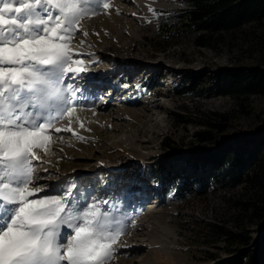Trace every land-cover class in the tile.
Instances as JSON below:
<instances>
[{
  "label": "rangeland",
  "instance_id": "obj_1",
  "mask_svg": "<svg viewBox=\"0 0 264 264\" xmlns=\"http://www.w3.org/2000/svg\"><path fill=\"white\" fill-rule=\"evenodd\" d=\"M170 1V7L156 11L154 23L145 29L143 46L150 56L138 65L135 75L120 80L118 78L125 71L120 68L115 75L106 73L101 81L99 75H95L90 82V73L104 70L101 67L107 61L97 63L92 55L78 56L87 62L88 68L91 63L96 64L74 81L65 79V84L71 82L77 86L79 103L74 101L77 107L74 122L69 124V119L64 118L55 127H71L84 139H78L72 132L53 130L54 138L62 137V141L51 144L52 150L43 161L34 162L38 176L45 177L37 182L52 194H56L54 190H58L62 181L71 178L77 185L74 192L83 189L88 202L92 197L119 202L116 215L123 218L126 230L119 238L110 264H211L208 253L225 256L231 247L227 237L229 231H243L256 237L261 229L258 219L251 218V210L243 205L244 201L262 197V187L255 181L233 186L228 181L216 184L209 179L210 185L196 186L190 178L179 187L173 177L185 167L188 171H197V179H208L202 169L207 163L196 167L183 154L189 156V151L210 150L214 144L201 142L197 133L212 129L210 122L219 120L218 113L230 116L229 133L255 128L264 119V95L252 94L240 100L217 92L218 80L204 79L219 68L263 63L264 19L222 32L215 46L200 47L194 41L199 31L193 24L174 37H164L162 24L179 28L180 17L190 23L189 13L195 5L194 0ZM121 2L111 0V7ZM103 12L82 22L88 35L77 33L73 43L78 53L90 51L93 48L90 44H98L97 41L99 44L108 41L104 35L112 26L93 25L103 21ZM156 57L173 61V66L157 65L149 71L148 65ZM189 72L203 77L207 93H176V89L188 80ZM106 80L101 89L99 86ZM135 80V88L122 93L129 86L127 84L132 85ZM149 80L158 83L149 88ZM116 88H119L117 92ZM156 100L166 105L163 108L152 106L151 110H156L155 119L149 121L143 114L148 112L147 104ZM174 112L182 113L188 122L179 121ZM213 132L219 131L213 129ZM164 142L170 145L164 146ZM97 162L114 168L104 175L86 173L64 178L68 172L89 170ZM161 163L166 165L164 170ZM261 165L264 168V161L254 170L264 177ZM103 207L108 210L110 205ZM69 231L66 227L62 229L64 233ZM135 244L143 247L129 256L132 250L124 248Z\"/></svg>",
  "mask_w": 264,
  "mask_h": 264
},
{
  "label": "snow or ice",
  "instance_id": "obj_2",
  "mask_svg": "<svg viewBox=\"0 0 264 264\" xmlns=\"http://www.w3.org/2000/svg\"><path fill=\"white\" fill-rule=\"evenodd\" d=\"M110 8L111 0H0V264H110L116 254L126 230L119 202H88L71 178L52 194L34 164L62 141L53 130L84 139L55 125L73 123L79 103L65 79L89 70L73 41L88 35L86 18Z\"/></svg>",
  "mask_w": 264,
  "mask_h": 264
},
{
  "label": "trees",
  "instance_id": "obj_3",
  "mask_svg": "<svg viewBox=\"0 0 264 264\" xmlns=\"http://www.w3.org/2000/svg\"><path fill=\"white\" fill-rule=\"evenodd\" d=\"M193 2L195 5L189 13L190 23H185L180 17L179 28L175 29L167 23L162 24L165 38L174 37L180 31H186L189 24H193L199 31L194 36L195 43L200 47H211L220 40L222 32H230L251 21L264 19V0H194ZM188 76V80L176 89L177 94H205L208 90H204L203 80L210 78L219 82V88L216 91L227 96L242 100L252 94L264 95V62L250 66L233 65L219 68L216 73L204 79L194 73ZM156 83L158 81L149 80L148 87L152 88ZM174 114L180 119L179 121L188 122L182 113L174 112ZM218 116V121L210 122L212 129L197 133L201 142L211 141L214 144L210 150L189 151V156L183 154L187 161L196 167L207 163L208 166L202 169L207 173L205 174L208 179H197V171L192 172L181 167V171L176 173L173 180L178 182L179 187L188 183L187 179L190 178L194 180L193 185L196 186L203 183L204 186H208L210 179L216 184L228 181L233 186L253 180L255 184L262 187V197L255 201L243 202L244 207L251 210L250 217L257 218L261 224L258 236L251 237L243 231H229L227 237L232 244L225 256L216 253H208V255L211 264H264V177L254 170L264 161V119L255 128L229 133L230 116L222 113H218ZM213 129L219 132L214 133ZM162 144L170 145L168 142ZM161 167L164 170L166 165L161 163ZM164 172L167 174L169 171Z\"/></svg>",
  "mask_w": 264,
  "mask_h": 264
},
{
  "label": "bare ground",
  "instance_id": "obj_4",
  "mask_svg": "<svg viewBox=\"0 0 264 264\" xmlns=\"http://www.w3.org/2000/svg\"><path fill=\"white\" fill-rule=\"evenodd\" d=\"M116 1H122L121 2L122 4H119L116 7L115 6L111 7L108 10H105L103 12V14H105L103 21L98 22L97 24H93L96 26H104V25L112 26L110 32H107L104 35L105 39H107L108 41L100 44L99 41H97L98 44H90V46H93V48H91L90 51L79 52L80 55H84V54L88 56L92 55L95 61H97V63H101V61H107L106 65L101 67L104 68V70L93 71L90 73V77L88 80L90 82L93 81L92 79L95 78V75H99L98 80L101 81L100 79L101 77H103V75H105L106 73H114L115 75V72L118 71L120 68H123V70H125L124 71L125 75H122L124 73L122 71L121 76L118 78L120 80H122L124 77L127 78V75H129V77L135 75L138 71L137 68L138 65L145 63V59L150 56V53H148L147 49L143 46V39L145 38L146 35L145 32L146 27L148 28L151 22L154 23L152 20H154L156 16L155 14L156 11L161 10V8L170 7L171 5L170 0H116ZM114 35L116 36L115 38L112 37ZM95 64L96 63H91V66H89V68L90 69L93 68ZM157 65L159 66L165 65L167 67H171L173 66V61L171 60L163 61L162 58L157 59L156 57V59H154L149 63L148 65L149 71L154 69V67H156ZM82 76H84V74H82ZM82 76L80 75L78 77H82ZM106 82L107 80L102 82V84L99 87L103 89L105 87ZM127 85L129 86L126 87L122 93H127L128 91H131L132 88H135L134 83H132V85H130V83ZM117 90H119V88H116L115 92H117ZM165 105L164 102L159 100L151 101L150 103L147 104L148 112L144 113L143 117L148 119L149 121L155 119L154 116L156 110H154L153 112L151 110V107L157 106L163 108L165 107ZM113 168L114 167L111 166L107 167L106 163L97 162L91 165L89 170H84L82 172H78V170L68 172L64 176V178L66 179L67 177L68 178L74 177L76 175L84 176L86 175V173L92 175H96V174L104 175V173L109 172V170ZM142 247L143 246L135 244L132 245L131 247L124 249L132 250V252H130L129 254L130 256L131 254H133V252L137 253L139 250L142 249Z\"/></svg>",
  "mask_w": 264,
  "mask_h": 264
}]
</instances>
